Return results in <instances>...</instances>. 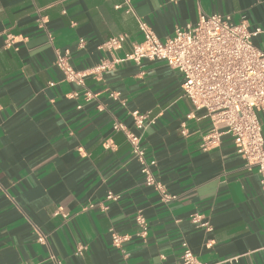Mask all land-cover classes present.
Returning <instances> with one entry per match:
<instances>
[{
    "label": "crops",
    "instance_id": "0c3cea01",
    "mask_svg": "<svg viewBox=\"0 0 264 264\" xmlns=\"http://www.w3.org/2000/svg\"><path fill=\"white\" fill-rule=\"evenodd\" d=\"M202 14L245 18L264 51V0H0V264H178L184 243L201 263L264 264L260 176L228 136L202 148L210 121L187 118L180 73L124 62L81 87L55 65L66 52L77 71L124 59L143 41L140 22L166 41ZM119 35L128 37L121 49H99ZM132 111L158 119L141 146L173 202L146 186L125 132L114 130L139 134ZM259 119L264 137V111ZM112 233L131 238L118 249Z\"/></svg>",
    "mask_w": 264,
    "mask_h": 264
},
{
    "label": "built area",
    "instance_id": "2783aa9c",
    "mask_svg": "<svg viewBox=\"0 0 264 264\" xmlns=\"http://www.w3.org/2000/svg\"><path fill=\"white\" fill-rule=\"evenodd\" d=\"M127 12H132V9ZM45 23L42 19L40 26ZM139 27L143 41L134 43L124 59H104L91 69L77 71L71 65L68 52L57 54L55 65L64 81L83 87L88 76L99 79L103 73L124 62L138 65L144 60L166 63L183 77L184 96L193 105V112L187 118L196 119V114L201 112V118L210 121L202 148H215L221 144L223 137H230L238 155L244 160L245 168L257 170L264 194V137L259 119V114L264 111V51L253 44V38L261 30L251 32L245 18L235 23L230 15L219 14L200 15L195 25L176 28L173 36L166 41L159 40L146 23L140 22ZM127 39L126 35L113 37L99 49L115 52L123 47ZM85 44L84 40H80L79 48H84ZM86 96L91 98L89 93ZM130 115L139 134L122 124H116L114 130L125 132L131 155L141 166L146 186L154 188L166 203L177 200V196L169 194L157 180L154 173L156 161H149L141 146L145 131L156 125L157 117H153L151 112L139 111H132ZM117 199L113 193L107 196L109 201ZM200 218L193 216L192 220L199 223ZM135 223L138 227L136 236L145 240L149 232L145 217L138 214ZM201 226L210 230L208 223ZM130 238L129 235L112 233L113 246L122 249ZM38 242L46 244L47 237L39 235ZM183 250L182 261L178 264H207L199 262L186 243ZM52 260L54 264H61L55 258Z\"/></svg>",
    "mask_w": 264,
    "mask_h": 264
}]
</instances>
